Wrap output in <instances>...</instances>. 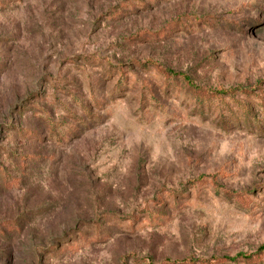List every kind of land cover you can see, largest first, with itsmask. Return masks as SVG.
Wrapping results in <instances>:
<instances>
[{"label":"rangeland","instance_id":"rangeland-1","mask_svg":"<svg viewBox=\"0 0 264 264\" xmlns=\"http://www.w3.org/2000/svg\"><path fill=\"white\" fill-rule=\"evenodd\" d=\"M0 264H264V0H0Z\"/></svg>","mask_w":264,"mask_h":264},{"label":"trees","instance_id":"trees-1","mask_svg":"<svg viewBox=\"0 0 264 264\" xmlns=\"http://www.w3.org/2000/svg\"><path fill=\"white\" fill-rule=\"evenodd\" d=\"M169 75L175 77L174 73L173 74L169 73ZM187 84H188V86H185L184 88L180 87V89L183 90L187 95H188L187 92L191 91L192 92V96H189V97L197 105H200L201 103H203L204 100L209 99L210 97H212L214 95L228 94L231 91H233V90H228V91L218 90L217 92L211 93V95L210 94L208 95L206 92H204V91H202L200 89H196V88H193L192 86H189L190 83L188 82V80H187ZM250 258H251V256L250 257L248 256L247 258H244V260H247V259L250 260Z\"/></svg>","mask_w":264,"mask_h":264}]
</instances>
